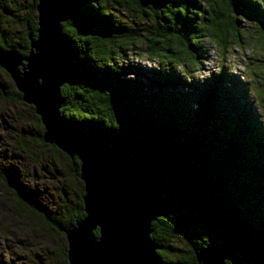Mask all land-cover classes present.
<instances>
[{
	"label": "trees",
	"instance_id": "1",
	"mask_svg": "<svg viewBox=\"0 0 264 264\" xmlns=\"http://www.w3.org/2000/svg\"><path fill=\"white\" fill-rule=\"evenodd\" d=\"M15 2L0 0V46L27 54L29 35L35 36L38 26V0L25 12L18 44L1 25L3 16L15 15ZM242 21L253 27V47L264 55L262 0H73L62 34L72 53L74 77L61 87L60 110L78 131L166 175L162 194L168 216L152 222L158 248H174L170 242L176 238L191 249L228 242L243 264H264V59L256 54L246 62L251 64V88L224 66L202 86L178 71L201 68L210 42L223 56L243 46L247 32ZM129 52H144L157 62L148 82L127 77L129 71L139 73L125 65ZM146 86L152 87L148 93ZM7 99L21 101V92L14 87ZM34 114L40 144L63 153L43 140L44 126ZM69 160L81 183L79 202L72 211L66 205L45 217L64 236L85 216L80 161ZM61 253L69 264L67 241ZM191 255L181 263L197 264Z\"/></svg>",
	"mask_w": 264,
	"mask_h": 264
},
{
	"label": "water",
	"instance_id": "2",
	"mask_svg": "<svg viewBox=\"0 0 264 264\" xmlns=\"http://www.w3.org/2000/svg\"><path fill=\"white\" fill-rule=\"evenodd\" d=\"M36 10L29 52L0 46V66L40 117L43 140L80 161L85 216L65 230L69 264H162L151 233L152 222L168 216L162 194L166 175L66 122L61 87L72 81L74 71L62 31L73 14V0H38ZM25 12L19 8L21 32ZM236 250L226 242L193 247L202 264H227ZM236 264H243L242 257Z\"/></svg>",
	"mask_w": 264,
	"mask_h": 264
},
{
	"label": "rangeland",
	"instance_id": "3",
	"mask_svg": "<svg viewBox=\"0 0 264 264\" xmlns=\"http://www.w3.org/2000/svg\"><path fill=\"white\" fill-rule=\"evenodd\" d=\"M262 2L264 5V0ZM24 4L25 0H16L12 4L16 9L15 15L3 16L1 23L14 44L22 41L19 8H24ZM123 14L130 17L129 11ZM242 22L247 32V42H243V46L235 45L229 49L227 56H223L218 47L210 42L208 59L201 68L188 73L182 68H178V71L202 86L224 66L230 75L251 88V64L246 62L256 54L260 55L259 59H264V55L260 54V48L253 47V27L247 21ZM142 53L130 55L129 52L124 57L125 65L130 67L131 64L139 72L129 71L127 77L134 75L148 82L158 64ZM14 87L9 74L0 70V264H64L61 248L67 241L66 235L59 233L45 217L59 214L66 205L72 211L79 202L81 183L70 168L68 155L40 144L41 128L30 105L23 100L13 101L4 96ZM151 88L146 86L147 93ZM250 99L256 100L253 94H250ZM144 100L149 102L148 98ZM21 197L34 209L28 210L23 206L22 202H25ZM170 245L175 250L189 248L184 240L177 238L172 239ZM168 259L177 258L168 254Z\"/></svg>",
	"mask_w": 264,
	"mask_h": 264
},
{
	"label": "flooded vegetation",
	"instance_id": "4",
	"mask_svg": "<svg viewBox=\"0 0 264 264\" xmlns=\"http://www.w3.org/2000/svg\"><path fill=\"white\" fill-rule=\"evenodd\" d=\"M34 0H25V4H24V9L26 11H31V7H32V3H33ZM5 35L7 36V31L5 32ZM10 39V37H9ZM14 94V88H12L11 92H6V94H4V96H6V98H9L11 97V95ZM15 101V100H13ZM30 105V104H29ZM31 108V107H30ZM32 109V108H31ZM33 113L35 110H33ZM36 113V112H35ZM172 251H170L171 253H169V249L168 248H157V252H158V255L160 256V259H161V263L162 264H182L181 262H183V258L186 259L187 256H190L191 254V257H192V262L194 263H197V264H202V263H198L197 260L194 261L193 260V249L191 248H177V250H175L174 248L171 249ZM175 250V252H173ZM168 254H172V255H176V258L177 259H168ZM242 257L241 254L239 252H236V253H233L231 255H229L226 260H227V264H236L237 260H238V257ZM196 259V258H194ZM163 261V262H162ZM69 263V261H68Z\"/></svg>",
	"mask_w": 264,
	"mask_h": 264
}]
</instances>
